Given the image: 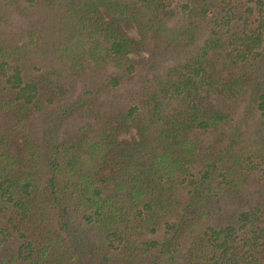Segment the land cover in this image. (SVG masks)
<instances>
[{
  "label": "trees",
  "instance_id": "trees-1",
  "mask_svg": "<svg viewBox=\"0 0 264 264\" xmlns=\"http://www.w3.org/2000/svg\"><path fill=\"white\" fill-rule=\"evenodd\" d=\"M0 264H264V0H0Z\"/></svg>",
  "mask_w": 264,
  "mask_h": 264
},
{
  "label": "rangeland",
  "instance_id": "rangeland-1",
  "mask_svg": "<svg viewBox=\"0 0 264 264\" xmlns=\"http://www.w3.org/2000/svg\"><path fill=\"white\" fill-rule=\"evenodd\" d=\"M11 17H14V16H10V18ZM18 19H20V18H18V17L15 16V19L14 20H18ZM130 34L132 36H134V37H138V34H137L136 30H134V29L130 31ZM143 56L145 57V55H143ZM134 135H135V132H132L130 135L125 136V138L126 139H131Z\"/></svg>",
  "mask_w": 264,
  "mask_h": 264
}]
</instances>
